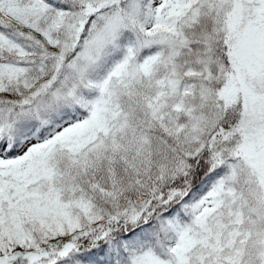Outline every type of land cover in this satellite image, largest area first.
<instances>
[{
	"label": "snow or ice",
	"instance_id": "6c2138e0",
	"mask_svg": "<svg viewBox=\"0 0 264 264\" xmlns=\"http://www.w3.org/2000/svg\"><path fill=\"white\" fill-rule=\"evenodd\" d=\"M0 264H264V0H0Z\"/></svg>",
	"mask_w": 264,
	"mask_h": 264
}]
</instances>
